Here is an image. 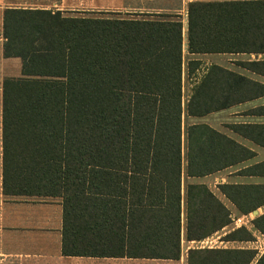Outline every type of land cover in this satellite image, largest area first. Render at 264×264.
I'll return each instance as SVG.
<instances>
[{
	"label": "trees",
	"instance_id": "16d2710c",
	"mask_svg": "<svg viewBox=\"0 0 264 264\" xmlns=\"http://www.w3.org/2000/svg\"><path fill=\"white\" fill-rule=\"evenodd\" d=\"M184 33L189 55H264V0L189 2ZM4 36V54L22 64L21 77L4 81L3 189L60 200L62 255L176 260L182 235L201 241L232 222L205 183L183 188L182 175L204 177L254 152L203 122L182 137V114L262 97L264 82L211 63L183 107L178 14L10 8ZM199 64L187 60V75ZM236 64L264 78L263 57ZM246 113L264 117V103ZM228 128L264 147V121ZM237 174L264 176V159ZM218 187L237 215L264 205V183ZM251 223L264 234V212ZM224 238L254 239L244 225ZM186 264H264V250L191 247Z\"/></svg>",
	"mask_w": 264,
	"mask_h": 264
},
{
	"label": "crops",
	"instance_id": "0c3cea01",
	"mask_svg": "<svg viewBox=\"0 0 264 264\" xmlns=\"http://www.w3.org/2000/svg\"><path fill=\"white\" fill-rule=\"evenodd\" d=\"M192 1L232 0H0V251L19 256L21 264H125L148 258L93 257L61 254L62 208L60 200L53 197L28 196L5 193L3 101L4 81L21 77V59L4 54V11L16 9H51L70 13L104 12L114 9L133 16L142 13L178 14L183 23V56L187 60H202L201 65H222L216 59L220 54H192L186 50V11ZM113 11V10H112ZM184 52L186 55H184ZM205 58V59H203ZM264 58V57H263ZM230 59V58H228ZM199 64V66H200ZM225 66V65H222ZM264 97V96H262ZM261 97H259L260 99ZM263 104V103H261ZM263 122V121H261ZM0 252V254H2ZM3 256V254H2ZM33 257V258H32Z\"/></svg>",
	"mask_w": 264,
	"mask_h": 264
},
{
	"label": "rangeland",
	"instance_id": "374dc122",
	"mask_svg": "<svg viewBox=\"0 0 264 264\" xmlns=\"http://www.w3.org/2000/svg\"><path fill=\"white\" fill-rule=\"evenodd\" d=\"M94 14H98L102 16H126V13L124 14L121 12H117L114 9H109L108 11H104V12H94ZM182 47H183V44H182ZM184 55H186L185 52H184ZM211 56H213V58H216L214 57V54H211ZM217 56H219V58H217L216 60L219 61L222 65H225V67L231 70L237 71V72L244 73L250 76L251 78L256 79L259 82H262V83L264 82L263 77L256 75L254 73H251L249 71H246L238 67L236 64V61L238 60L253 59L255 57L262 58L264 57V55H253V54L248 55L245 53H237V54H220ZM186 62H187V58L186 56H184L183 73H182L183 107L191 92L192 85L195 83L196 80H198L201 74H203V72H205L208 67L207 65L200 64L198 69H196L193 73L189 74L188 76L187 69H186ZM199 62L203 63L202 60L201 61L199 60ZM261 103H264V97H261L260 99L259 98L252 99L247 102L236 104V105L230 106L225 109H221L218 111L208 113L203 116H186L185 114H182V132H183L182 137H184L185 128L187 125L192 124V123L203 122V123H207L208 125L214 127L220 132H223L227 134L228 136L234 138L236 141L247 146L249 149H251L254 152L252 157L245 160L244 162L238 163L233 166L226 167L224 169H221L213 174H210L204 177L189 178V177H186L185 175H182V187L183 188L185 187V184L187 182L205 183L218 196V198L225 204V206L230 210L231 215L234 218L229 225H227L226 227H223L221 230L213 233L211 236L201 241L185 242L183 235H182L181 236V252H180L179 259H176V260L139 259V260L133 261L134 262L133 264H186L187 249L191 247H205L206 246V247H225V248H252L256 250L257 255L263 252L264 234L254 229L253 224L251 223V220L254 218V215L251 212L245 215H237V210L232 204V202L220 192L219 187H218V184L227 183V182L229 183H264V176H243V175L237 174V170L239 168H242L244 166H248L255 162H259L263 160L264 159V147H260L252 143L250 140L232 132L228 128V124L232 125V124L241 123V122L255 123V122L264 121V117L246 113V112H249L250 109L260 105ZM256 209L258 210L257 214L263 213L264 205ZM241 225H244L246 228H248L252 232V235L254 237L253 240L240 241V240H226L224 238L227 232ZM182 232L183 231L181 230V233ZM1 253L3 254V261L1 264H21L19 256L14 257V256L6 255L3 252ZM130 262L131 261L125 264H131ZM30 264H36V263L30 262ZM59 264H67V263H59Z\"/></svg>",
	"mask_w": 264,
	"mask_h": 264
},
{
	"label": "water",
	"instance_id": "95a60500",
	"mask_svg": "<svg viewBox=\"0 0 264 264\" xmlns=\"http://www.w3.org/2000/svg\"><path fill=\"white\" fill-rule=\"evenodd\" d=\"M254 216L255 215H257V213H258V210L257 209H254V210H252V212H251Z\"/></svg>",
	"mask_w": 264,
	"mask_h": 264
},
{
	"label": "built area",
	"instance_id": "2783aa9c",
	"mask_svg": "<svg viewBox=\"0 0 264 264\" xmlns=\"http://www.w3.org/2000/svg\"><path fill=\"white\" fill-rule=\"evenodd\" d=\"M2 261H3V256H2V254H0V264L2 263Z\"/></svg>",
	"mask_w": 264,
	"mask_h": 264
}]
</instances>
